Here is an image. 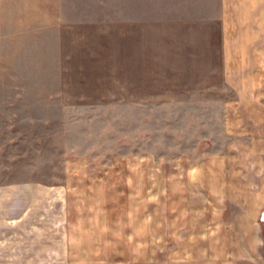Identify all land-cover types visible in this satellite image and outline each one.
Listing matches in <instances>:
<instances>
[{
  "label": "rangeland",
  "instance_id": "rangeland-1",
  "mask_svg": "<svg viewBox=\"0 0 264 264\" xmlns=\"http://www.w3.org/2000/svg\"><path fill=\"white\" fill-rule=\"evenodd\" d=\"M220 18L216 0H0V194L57 197L65 263L209 262L211 235L167 223L225 216L227 179L248 192L264 156V27Z\"/></svg>",
  "mask_w": 264,
  "mask_h": 264
},
{
  "label": "crops",
  "instance_id": "crops-1",
  "mask_svg": "<svg viewBox=\"0 0 264 264\" xmlns=\"http://www.w3.org/2000/svg\"><path fill=\"white\" fill-rule=\"evenodd\" d=\"M221 16V26L231 27H264V0H216ZM244 42V40H243ZM245 42H252L246 40ZM237 59H254V51L244 50L236 56ZM264 109V106H263ZM263 130H260V142L264 145V111L261 118ZM264 148V147H263ZM251 151V150H250ZM263 152V151H262ZM222 162V161H221ZM259 166L255 168L257 175L255 183L251 178L244 176L243 186L249 188L248 192L244 190L243 194L237 196L231 192L234 183L232 179H227V187L230 192L227 194V203L229 210L222 217L220 211H206L203 216L201 211H194V216L186 218L195 220V230L189 228L190 224L181 214L167 223V228L171 234L192 235L200 237L211 235L210 244H206L203 250H211V258L206 264H264V156L258 160ZM261 163V165H260ZM223 164V162H222ZM244 170L245 171V166ZM253 166L246 168L250 170ZM219 170V168H217ZM211 175H213L211 173ZM218 183L221 179L211 180ZM224 181V179H222ZM27 188V187H26ZM28 200L19 198V201H13V206H5L6 196L0 194V234L4 236H32V244L22 243L21 237L19 247L6 246L5 239L0 242V264H68L65 263L67 256L63 252L68 250L66 240L61 234L66 233L64 220L65 213L58 210L56 202L51 197L43 200L41 193L43 189H26ZM39 191V192H38ZM38 192V193H37ZM233 192V190H232ZM57 192H55V195ZM223 196L215 194L211 196L210 202L219 201ZM26 198V196H24ZM9 203V201H7ZM213 205L209 208L212 209ZM210 214L208 217L207 214ZM225 217L226 222L223 220ZM148 218V216H147ZM209 219L207 224L206 220ZM178 219V220H177ZM199 219V222H197ZM143 225H147V234H154L153 223L143 220ZM208 225L210 227H208ZM53 229V230H51ZM58 230V231H57ZM225 234V236H221ZM58 236V237H57ZM197 239V238H196ZM198 240V239H197ZM188 243L190 239H187ZM193 242V241H192ZM54 245L61 247L62 258L56 259L53 250H57ZM57 261V263H56ZM72 264V263H70ZM197 264V263H196ZM201 264V263H200Z\"/></svg>",
  "mask_w": 264,
  "mask_h": 264
}]
</instances>
